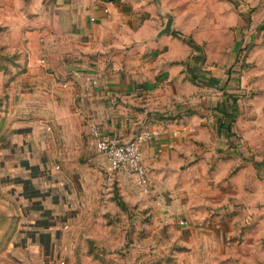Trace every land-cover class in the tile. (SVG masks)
Returning a JSON list of instances; mask_svg holds the SVG:
<instances>
[{
    "label": "crops",
    "instance_id": "crops-1",
    "mask_svg": "<svg viewBox=\"0 0 264 264\" xmlns=\"http://www.w3.org/2000/svg\"><path fill=\"white\" fill-rule=\"evenodd\" d=\"M27 6L29 46L14 86L64 157H84L80 168L99 186L92 154L109 162L92 126L119 141L161 131L142 145L146 191L127 169L112 174L141 194L147 231L165 239L144 245L146 264H264V163L249 157L264 154V0ZM245 46L250 65L237 80L228 68Z\"/></svg>",
    "mask_w": 264,
    "mask_h": 264
},
{
    "label": "rangeland",
    "instance_id": "rangeland-1",
    "mask_svg": "<svg viewBox=\"0 0 264 264\" xmlns=\"http://www.w3.org/2000/svg\"><path fill=\"white\" fill-rule=\"evenodd\" d=\"M28 11L27 0H0V264H146L153 253L144 245L165 239L147 231L141 194H129L93 153L108 174L98 186L79 166L84 157H64L63 143L47 140L46 126L20 105L14 82L25 67ZM249 65L246 55L243 71ZM249 157L264 163V154Z\"/></svg>",
    "mask_w": 264,
    "mask_h": 264
},
{
    "label": "built area",
    "instance_id": "built-area-1",
    "mask_svg": "<svg viewBox=\"0 0 264 264\" xmlns=\"http://www.w3.org/2000/svg\"><path fill=\"white\" fill-rule=\"evenodd\" d=\"M255 33H257V30L254 31L252 35ZM246 50L247 47H243V50L237 58V62L235 61V63L228 68V72L233 73V78L237 80H240L242 77V66L246 59ZM160 133L161 131L159 129L151 131L141 130L128 141H119L103 132L100 128L96 126L91 127L94 143L98 150L108 160L111 171H116L121 168L127 169L135 175L137 183L144 191L148 188V176L146 167L143 163L142 145L144 142L157 137Z\"/></svg>",
    "mask_w": 264,
    "mask_h": 264
}]
</instances>
